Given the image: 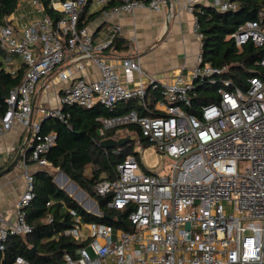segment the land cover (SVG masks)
Returning <instances> with one entry per match:
<instances>
[{
  "label": "built area",
  "instance_id": "obj_1",
  "mask_svg": "<svg viewBox=\"0 0 264 264\" xmlns=\"http://www.w3.org/2000/svg\"><path fill=\"white\" fill-rule=\"evenodd\" d=\"M30 1L40 17L23 23L12 18L15 11L0 24V51L8 61L20 57L26 67L21 83L4 99L5 112L0 103V140L16 125L33 133L31 151L18 163L23 193L11 215L0 214V253L11 237L32 233L26 218L35 197L30 166L50 167L46 156L57 139L55 132H40L42 122H66V106L91 109L101 104L114 111L120 103L136 101L129 112L99 118L102 132L114 131L115 140L148 141L172 162L170 172L146 170L140 158L130 154L117 165L113 178L100 179L96 193L109 198L110 209H129L132 229L84 223L71 211L75 226L62 235L79 247L63 256V264H264V73L249 77L244 86H233L221 77L227 68L215 67L200 52L193 69L161 80L144 70L137 57L112 64L107 53L122 33L119 25L99 34L78 28L87 0H51L50 7L62 14L57 21L40 0ZM116 1L105 17L145 7L160 12L167 5V0ZM111 2L95 3L105 8ZM197 2L222 12L238 9L229 0H196L186 9L194 13ZM193 26L201 42L196 18ZM229 38L240 48L249 42L264 47V20L245 21ZM90 65L98 69L97 79L79 75ZM56 72L66 84L59 104L36 108L38 84ZM10 73L15 76L17 71ZM199 86L217 87L219 98L192 114L187 108ZM129 126L138 127L139 134ZM10 264L31 263L19 256Z\"/></svg>",
  "mask_w": 264,
  "mask_h": 264
},
{
  "label": "trees",
  "instance_id": "obj_2",
  "mask_svg": "<svg viewBox=\"0 0 264 264\" xmlns=\"http://www.w3.org/2000/svg\"><path fill=\"white\" fill-rule=\"evenodd\" d=\"M21 0H0V24H4L18 8ZM46 12L57 21L62 14L54 11L51 0H40ZM64 1V0H63ZM237 4L236 10L222 12L213 6L198 4L194 14L201 25V53L205 61L227 71L221 77L230 79L233 86H244L249 77L264 73L261 61L264 58V47H257L253 42L238 47L229 38L237 28L247 20H264V0H229ZM92 0H87L79 17L78 28L87 27L98 13L89 14ZM116 5L110 3L104 10ZM262 14V16H261ZM113 47L126 49L123 38L118 37ZM4 52L0 51V56ZM1 58V57H0ZM26 68H21L15 76L8 72L0 59V103L5 112L4 99L10 91L19 85ZM197 96L193 105L187 108L189 113L196 114L202 105L218 101L217 87H197ZM136 101L120 103L114 111L97 105L91 109L80 106H66L70 114L66 122L58 119H46L42 122L40 132H55L56 144L47 154L50 167L64 172L79 188L90 195L97 203L100 216L85 210L72 196L54 182V176L47 169L34 172L35 197L26 208V218L32 227V233L25 236H14L9 239L6 249L0 253L3 264H10L16 257H23L31 264H63L66 253H74L79 247L71 237L62 233L75 226L71 211H75L84 223L107 224L114 228L131 230L128 222L129 209L113 210L107 207L109 198L98 195L95 184L102 178H113L117 165L130 155L135 139L125 146L105 149L100 142L114 136V131L102 132L99 118L119 115L136 107ZM139 134L140 129L129 126ZM144 147L150 146L141 139ZM89 170V174H87ZM121 218V221H119Z\"/></svg>",
  "mask_w": 264,
  "mask_h": 264
},
{
  "label": "crops",
  "instance_id": "obj_3",
  "mask_svg": "<svg viewBox=\"0 0 264 264\" xmlns=\"http://www.w3.org/2000/svg\"><path fill=\"white\" fill-rule=\"evenodd\" d=\"M195 1L174 0L169 8L166 5L160 12L145 7L132 12L120 11L105 17L104 13L109 8L104 10L95 3L96 0H92L89 14L98 13V16L92 19L87 27L94 34H99L105 32L114 23L119 25L122 28L119 37L124 39L127 48L113 47L112 51L107 53L112 64L120 65V59L128 56L137 57L144 70L161 80L169 81L178 70L185 73L193 69L201 52L202 45L195 37L193 26L196 16L186 9L189 3ZM198 4L200 3H195V6ZM40 16L30 0H21L12 18L28 23ZM0 57L8 72L11 70L18 72L21 68H26L18 56H13L11 61L6 60L5 55ZM79 75L94 80L99 77V72L95 66L90 65ZM65 86L66 84L58 79L57 72L46 82L41 81L33 97L36 108L57 106ZM32 139L33 133L29 128L14 126L7 136L0 140V171L13 162L24 146L22 158L25 150L30 148ZM30 167L33 172L46 169L39 168L35 164ZM17 168L0 177V214L11 215L14 204L23 193V171L18 166Z\"/></svg>",
  "mask_w": 264,
  "mask_h": 264
},
{
  "label": "rangeland",
  "instance_id": "obj_4",
  "mask_svg": "<svg viewBox=\"0 0 264 264\" xmlns=\"http://www.w3.org/2000/svg\"><path fill=\"white\" fill-rule=\"evenodd\" d=\"M140 138V144L137 143V140H135V145L132 148V151L130 154L136 155L138 157V159L140 158V160L142 161L143 166L145 167L146 170L152 171V172H159L161 174L164 173H169L170 169H171V161L166 159L165 156L161 157V155H159V153H157L155 151V149L151 146H147L144 147L142 142H141ZM1 160V159H0ZM17 166L15 167L14 170H17ZM50 173L53 174L54 177H56L57 175H59V173L61 172L58 169H55L53 167H47L46 168ZM13 170V171H14ZM87 174H89V170H87ZM59 182L61 183L62 186L65 187L66 183H70V180H64L63 177H61L59 179ZM75 191L78 192V188H75ZM68 195L72 196L74 198V196L70 193H68ZM75 199V198H74ZM88 199H92L93 201H95L90 195L87 194V196L83 199V201H78L77 199H75L81 206H83L84 200L87 201ZM96 202V201H95ZM89 204V209L88 212L90 213H94V210L96 208V204H92L90 201L87 202V206ZM92 204V205H91ZM100 214L102 213L99 209ZM88 252L90 253L91 256H93V250L91 247L87 248Z\"/></svg>",
  "mask_w": 264,
  "mask_h": 264
},
{
  "label": "water",
  "instance_id": "obj_5",
  "mask_svg": "<svg viewBox=\"0 0 264 264\" xmlns=\"http://www.w3.org/2000/svg\"><path fill=\"white\" fill-rule=\"evenodd\" d=\"M167 6L169 8L170 6V1L167 0ZM30 137V136H29ZM29 139V138H28ZM131 140V137H125V138H120L118 140L112 139V138H107L104 139L100 142V145L105 148V149H114V148H120L125 146L127 143H129ZM24 150V146H22L21 150L19 151V153L17 154L16 158L13 160V162L4 170L0 171V177L6 175L7 173L11 172L12 170L15 169L16 166H18V163L20 161V158L22 156V152ZM31 151V148H28L25 150V155L29 154ZM63 177L66 181L70 180V178L64 173V172H60L59 175H57L56 177H54V182L59 186V188H61L62 190H64L67 194L70 193V191L68 190V188H64L61 183L59 182V179ZM70 185H72L75 188H78V192L74 195V198L77 199L78 201H83V199L87 196V193L82 190L81 188H79V186L72 180H70ZM71 194V193H70ZM90 201L92 204H96L97 203L95 201H93L92 199H88L87 201H84L83 203V208L85 210L88 211V208H86L87 202ZM97 216H100V212H99V207L98 205L96 206L94 213ZM119 221H121V218H119Z\"/></svg>",
  "mask_w": 264,
  "mask_h": 264
},
{
  "label": "bare ground",
  "instance_id": "obj_6",
  "mask_svg": "<svg viewBox=\"0 0 264 264\" xmlns=\"http://www.w3.org/2000/svg\"><path fill=\"white\" fill-rule=\"evenodd\" d=\"M65 180V179H64ZM64 187V186H63ZM64 188H68V190L70 191V193L74 196L77 191H75L74 187L72 185H70V183H66L65 187ZM85 201V200H84ZM92 205V204H91ZM86 208L89 209V204L88 206L86 205Z\"/></svg>",
  "mask_w": 264,
  "mask_h": 264
}]
</instances>
